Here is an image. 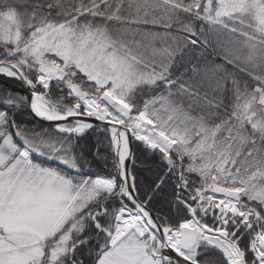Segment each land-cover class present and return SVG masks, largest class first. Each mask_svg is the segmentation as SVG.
Wrapping results in <instances>:
<instances>
[{
	"label": "snow or ice",
	"instance_id": "6c2138e0",
	"mask_svg": "<svg viewBox=\"0 0 264 264\" xmlns=\"http://www.w3.org/2000/svg\"><path fill=\"white\" fill-rule=\"evenodd\" d=\"M0 77V264H264V0H0Z\"/></svg>",
	"mask_w": 264,
	"mask_h": 264
},
{
	"label": "trees",
	"instance_id": "16d2710c",
	"mask_svg": "<svg viewBox=\"0 0 264 264\" xmlns=\"http://www.w3.org/2000/svg\"><path fill=\"white\" fill-rule=\"evenodd\" d=\"M4 85L3 84H0V87H3ZM42 126H48V125H46V124H44V125H42ZM140 161H137V163H139ZM138 171H139V178L140 179H144V180H146L147 178H149L150 177V173H147L146 171H144L143 169H138Z\"/></svg>",
	"mask_w": 264,
	"mask_h": 264
},
{
	"label": "bare ground",
	"instance_id": "6f19581e",
	"mask_svg": "<svg viewBox=\"0 0 264 264\" xmlns=\"http://www.w3.org/2000/svg\"><path fill=\"white\" fill-rule=\"evenodd\" d=\"M0 82H5L3 77H0ZM6 83L16 88L19 87V83L17 81H7Z\"/></svg>",
	"mask_w": 264,
	"mask_h": 264
},
{
	"label": "water",
	"instance_id": "95a60500",
	"mask_svg": "<svg viewBox=\"0 0 264 264\" xmlns=\"http://www.w3.org/2000/svg\"><path fill=\"white\" fill-rule=\"evenodd\" d=\"M18 83H19V82H18ZM18 89H19L20 91L24 92V86L21 85L20 83H19V87H18Z\"/></svg>",
	"mask_w": 264,
	"mask_h": 264
}]
</instances>
